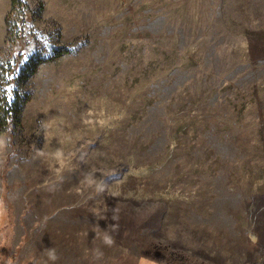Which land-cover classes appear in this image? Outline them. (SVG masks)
Here are the masks:
<instances>
[{
  "label": "rangeland",
  "instance_id": "rangeland-1",
  "mask_svg": "<svg viewBox=\"0 0 264 264\" xmlns=\"http://www.w3.org/2000/svg\"><path fill=\"white\" fill-rule=\"evenodd\" d=\"M25 2L0 264H264V0Z\"/></svg>",
  "mask_w": 264,
  "mask_h": 264
},
{
  "label": "trees",
  "instance_id": "trees-1",
  "mask_svg": "<svg viewBox=\"0 0 264 264\" xmlns=\"http://www.w3.org/2000/svg\"><path fill=\"white\" fill-rule=\"evenodd\" d=\"M11 1V10L13 11L16 5L24 9V6L26 5L25 0H10ZM61 53L60 52H56ZM37 66V61L34 60H28V62L24 66L11 67L9 69V77L12 80L13 83L18 82L20 84H24V82L28 79V77L35 71ZM9 97L7 98L5 104L2 106L0 104V133L5 132L6 125L8 126L10 132L13 133V128L9 127L10 121L14 120L15 124H19V115L21 112L22 105L24 101L26 100L27 96L26 94L22 96L21 93H19L18 89H15L11 87ZM11 133V134H12Z\"/></svg>",
  "mask_w": 264,
  "mask_h": 264
},
{
  "label": "crops",
  "instance_id": "crops-1",
  "mask_svg": "<svg viewBox=\"0 0 264 264\" xmlns=\"http://www.w3.org/2000/svg\"><path fill=\"white\" fill-rule=\"evenodd\" d=\"M149 262H152V261L151 260H148V259H145L144 262H143V264H151ZM152 264H155V262H152Z\"/></svg>",
  "mask_w": 264,
  "mask_h": 264
},
{
  "label": "clouds",
  "instance_id": "clouds-1",
  "mask_svg": "<svg viewBox=\"0 0 264 264\" xmlns=\"http://www.w3.org/2000/svg\"><path fill=\"white\" fill-rule=\"evenodd\" d=\"M108 243H111V240H108ZM50 258L53 259V260H55V259H56V256H55L54 254H52V255L50 256Z\"/></svg>",
  "mask_w": 264,
  "mask_h": 264
}]
</instances>
